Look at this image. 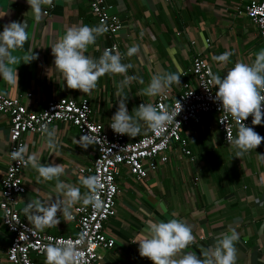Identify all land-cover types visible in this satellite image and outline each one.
<instances>
[{"label":"crops","instance_id":"1","mask_svg":"<svg viewBox=\"0 0 264 264\" xmlns=\"http://www.w3.org/2000/svg\"><path fill=\"white\" fill-rule=\"evenodd\" d=\"M121 23V29L111 39L122 54V63L132 64L127 75L135 76L125 87L127 108L131 113L141 103H151L155 97L138 96L158 71L178 75L181 82L192 84L187 73L192 56L206 60L213 74L221 77L224 71L237 61L251 63L253 53L264 48L248 20L238 14L246 0H104ZM260 1V0H256ZM48 14L36 21L27 0H0V32L10 22H25L28 40L14 54L22 56L33 49L37 59L17 64L18 85H10L0 77V94L22 101L28 111L38 113L46 101L68 98L76 102L86 99L95 121L106 124L117 110L120 98L117 86L121 75L106 74L99 79L90 94L68 89L62 76L55 71L52 43L73 25L95 26L89 14L87 0H53V6H43ZM110 39L97 38L89 46L86 55L99 58ZM138 45L139 52L126 55L130 46ZM260 46V47H259ZM231 53L227 62H218L214 56ZM143 81V83H141ZM173 83L168 89L173 98L180 89ZM215 91L217 88L214 87ZM30 94V98L25 95ZM58 130L60 145L55 154L45 146L42 135L23 137L29 153H37L43 164L53 161L62 164L65 173L60 179L80 187L75 169L88 166L93 158V148H81L74 141L79 139L74 128L55 123L49 126ZM264 136L258 125H251ZM147 131L129 140H136ZM236 130L233 133L235 136ZM186 142L189 157L171 145L168 161L140 181L134 180L124 168L115 178V213L105 224L106 234L114 246L102 252L104 264H152L139 255V245L132 243L145 227L149 218L167 220L175 218L191 226L195 244L185 252L200 255L215 242L220 233L230 229L239 233L236 264H264V141L242 158L234 157L230 145L221 142L212 116H205L200 124L192 125L181 133ZM224 146V148H223ZM8 147V121L0 115V178L6 165ZM218 147L224 151L216 152ZM37 172L30 165L24 170L25 194L20 197L18 211L30 227L23 208L33 199H56L55 181L37 180ZM77 203L76 205H81ZM163 205V206H162ZM60 223L38 230L51 236L68 237L74 233L72 224L58 213ZM35 229V228H34ZM37 230V229H36ZM10 235L0 224V264L5 260ZM34 264H44L45 258L30 255Z\"/></svg>","mask_w":264,"mask_h":264},{"label":"clouds","instance_id":"2","mask_svg":"<svg viewBox=\"0 0 264 264\" xmlns=\"http://www.w3.org/2000/svg\"><path fill=\"white\" fill-rule=\"evenodd\" d=\"M36 21H40L43 6H53V0H27ZM108 28L104 21L98 25L85 24L68 27L59 39L51 45L54 56L55 71L62 76L68 89L79 90L90 94L96 89L99 79L106 75H121L123 79L117 86V97L120 98L116 112L111 117V129L120 135L135 138L145 131L159 133L165 127L177 123L175 118L180 113L174 109L153 103H141L134 107L131 113L127 108V95H123L125 87L135 76L127 75L132 64L122 63V54L118 50L105 49L99 58L86 55L89 46L95 45L97 38L104 35ZM25 22H10L3 26L0 32V77L10 85H18L17 64H28L37 59L33 49L22 56L15 55L28 40ZM139 52V46L128 47L126 55L131 57ZM231 53L224 52L214 56L218 62H227ZM251 63L235 62L226 75L210 73V81L217 88L215 100L220 102L222 113L230 116L236 125V134L228 135V143L234 151V157L242 158L246 153L256 149L264 141V136L258 134L253 127L246 126L245 120L252 117L253 125H260L264 119V48L253 53ZM180 75L167 71L154 73L148 85L142 88L138 96L155 97L165 95L173 83L180 84ZM143 83V81H141ZM226 117H221L224 123ZM179 123V122H178ZM45 146L50 153L55 154L60 140L58 130L50 128L48 123L40 127ZM81 148L87 149L96 143L94 136L81 135L74 141ZM12 160L30 165L37 172V180L55 181L58 196L46 199H33L26 203L23 212L30 224L37 230L52 227L60 223L58 213L65 221L73 219L72 209L77 203L99 208L100 184L97 176L81 177L79 184L86 189L83 193L80 187L66 183L60 179L65 173L62 164L54 161L43 164L37 153H29L28 145L21 144L18 149L9 153ZM260 160L264 154L257 153ZM163 206V205H162ZM156 220L149 218L145 221L144 229L139 232L132 243L139 245V255L147 258L152 264H236L239 233L230 229L220 233L215 242L207 249H201L200 255L185 252L196 239L192 228L186 222L175 218ZM44 264H84L81 251L71 241L48 243L43 246Z\"/></svg>","mask_w":264,"mask_h":264},{"label":"built area","instance_id":"3","mask_svg":"<svg viewBox=\"0 0 264 264\" xmlns=\"http://www.w3.org/2000/svg\"><path fill=\"white\" fill-rule=\"evenodd\" d=\"M87 6L95 25L104 21L108 28L102 36L110 39V43L103 51L117 50L111 39L122 27L118 18L110 12V7L104 0H87ZM238 11L240 12L237 13L244 16L255 29L257 36L264 40V0H246L245 5ZM42 14L46 15L48 11L44 10ZM228 69L224 71V75ZM187 73L192 78V84L183 81L175 97L170 98L167 91L165 95L156 96L151 102L154 105L163 104L177 112L181 110L175 118L177 123L165 127L159 133L147 131L136 140H129L128 135L115 133L109 126L111 120L106 124L95 121L86 99L78 102L68 98L51 99L45 102L40 112L33 113L26 109L20 99L0 94V115L5 116L8 121L6 165L0 178V224L10 235L5 256L7 264H34L30 255L44 257V245L63 241H71L76 245L82 253L84 264H104L102 252L114 246L113 239L105 232V224L115 213V178L120 168H124L134 180L140 181L153 172L157 164L168 161L173 144L177 145L181 155L189 157L181 133L189 126L200 124L205 116L213 117L221 142L229 145L228 135H233L236 125L230 116L222 113L220 102L215 100L216 91L210 81L212 72L209 65L199 55H194ZM184 75L185 73L181 76ZM25 97L30 98V94ZM221 117H226L224 123L220 122ZM44 123H48V126L55 123L67 125L75 129L79 138L88 133L96 139V143L91 145V163L76 168L75 173L79 179L87 176L99 178L102 185V204L99 208L83 204L74 205L73 219L70 221L74 233L68 237L51 236L30 227L21 218L17 207L20 197L25 194L23 173L27 165L12 160L9 153L24 144V136L42 135L40 127ZM244 123L250 127L252 117L249 116ZM258 126L264 133V119Z\"/></svg>","mask_w":264,"mask_h":264},{"label":"rangeland","instance_id":"4","mask_svg":"<svg viewBox=\"0 0 264 264\" xmlns=\"http://www.w3.org/2000/svg\"><path fill=\"white\" fill-rule=\"evenodd\" d=\"M263 45H264V43H263ZM259 47H260V46H259ZM223 148H224V146H223ZM223 148H222V147H218V149H217V151H216V152L218 153V152L224 151V149H223Z\"/></svg>","mask_w":264,"mask_h":264}]
</instances>
